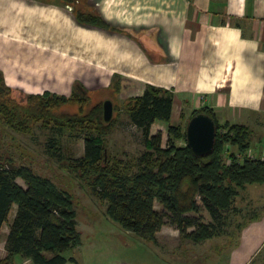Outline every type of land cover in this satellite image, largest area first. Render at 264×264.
Instances as JSON below:
<instances>
[{
  "label": "crops",
  "instance_id": "obj_1",
  "mask_svg": "<svg viewBox=\"0 0 264 264\" xmlns=\"http://www.w3.org/2000/svg\"><path fill=\"white\" fill-rule=\"evenodd\" d=\"M0 75L8 90L26 97L104 92L106 99L126 100L148 86L169 90L171 123L186 108L212 109L220 123L247 126L250 152L264 160V0H0ZM157 124L164 123L151 128ZM12 212L9 227L16 205ZM253 217L237 236L223 230L199 243L170 226L156 234L158 242L125 232L149 246L146 264H182L176 254L182 248L200 260L201 246L210 241L217 242L206 256L212 264H264V258L257 261L264 215ZM9 231L0 234V261ZM77 231L82 238L87 230L77 221ZM233 236L235 244L224 248ZM84 247L82 239L68 252L77 261L70 264H85L79 256ZM90 247L94 253L96 246ZM13 264L34 263L17 256Z\"/></svg>",
  "mask_w": 264,
  "mask_h": 264
},
{
  "label": "trees",
  "instance_id": "obj_2",
  "mask_svg": "<svg viewBox=\"0 0 264 264\" xmlns=\"http://www.w3.org/2000/svg\"><path fill=\"white\" fill-rule=\"evenodd\" d=\"M77 19L83 22L81 15ZM94 23L105 27L100 19H94ZM0 84L4 85L1 75ZM86 96H28V107L3 100L0 119L20 134L30 133L33 121H43L53 123L49 126L61 134L83 138L84 155L69 159L66 168L106 203L108 218L143 240L157 242L156 234L164 226L175 228L183 239L196 243L219 236L240 191L248 185H264V160L247 156L251 148L247 126L221 124L209 108L194 110L184 125H173V93L148 86L141 96L128 99L122 107L134 125L143 130L146 151L138 160L123 161L108 153L103 139L111 132L113 121H104L103 102L83 115L52 113L65 103L84 105ZM199 114L211 117L216 126L214 152L209 156H196L187 146V124ZM181 119H185L184 113ZM157 121L168 124L169 134L184 140L186 146L177 147L171 142L162 147V133L151 136V126ZM229 145L233 150L226 154ZM60 151L55 141L47 145L48 154L61 160ZM238 155L244 156L243 161ZM19 178L26 188L17 182ZM156 201L161 211L155 209ZM74 202V196L52 180L37 175L29 166H15L0 152V234L17 206L6 239L7 256L0 264H13L17 256L34 264L76 263L75 258L66 257L67 252L82 244ZM203 211L209 214V222H205Z\"/></svg>",
  "mask_w": 264,
  "mask_h": 264
},
{
  "label": "rangeland",
  "instance_id": "obj_3",
  "mask_svg": "<svg viewBox=\"0 0 264 264\" xmlns=\"http://www.w3.org/2000/svg\"><path fill=\"white\" fill-rule=\"evenodd\" d=\"M87 96V103L84 105H81V103H65L54 109L52 113L59 116L83 115L89 113L95 106H100L98 104L108 100L104 92H91V96ZM112 97H115V99L110 98L115 107L112 130L108 135L103 137L106 141L108 153L113 158L123 161L138 160L146 151L144 132L134 125L127 109L122 108L128 99L116 98L113 94ZM3 100L17 106H29L28 97L11 92L4 85L0 84V103ZM184 114L185 119L172 124L181 123L184 125L188 121L191 110L186 108ZM174 117L176 116L174 115ZM173 121H175V118ZM223 123H225L224 120H222L221 124ZM52 124H46L43 121H33L31 132L20 134L12 130L6 125L4 120L0 119L1 154L10 159L15 166L31 167L37 175L49 178L58 188L74 196V209L77 212L76 219L79 222V227H85L87 230L82 237L85 247L81 249L82 252L79 255L85 264H113L112 260L118 261L120 258L132 264H146L147 256H149V246L146 247V243L141 239L126 234L125 229L120 224L108 218L106 203L98 200L66 168L69 159H78L84 155L83 138L72 137L67 132L61 134L53 126H49ZM160 125L157 124L151 128V136H155L161 132L162 147H167L171 142L177 147L186 146L184 140H176L169 134L168 124L164 123ZM54 141L61 147V160L58 157L50 156L47 152V145L53 144ZM17 182L26 188L23 179L19 178ZM236 202V205H234L236 206V210L227 213L226 226L224 228L225 232H233L234 236H237L240 232L242 228L241 224L249 223L253 216L259 218L264 215V185H248L245 190H242L241 197ZM155 209L157 211L162 210V206L158 201L155 202ZM238 209H241V211H237ZM202 215L205 222L211 220L207 212L203 211ZM9 217L10 219L13 217V212L12 214L10 213ZM8 223L9 221L6 224ZM6 224L1 232L3 233V237L5 231L9 228ZM85 224L87 225L84 226ZM234 236L232 241L228 238L227 243L224 244V248H228L231 243L235 244ZM159 239H157V242ZM95 240L100 241L97 242ZM216 243V241H210L201 246V251L203 252L200 260L196 258L191 259L192 254L189 248H182L176 254L181 258L182 264H198L200 261L203 264H212L211 259L206 256L211 255L210 249H213L217 245ZM90 244L96 246L94 253L93 247H90ZM89 247L90 249H88ZM66 255H68V252ZM263 258L264 251L258 256L257 261Z\"/></svg>",
  "mask_w": 264,
  "mask_h": 264
},
{
  "label": "water",
  "instance_id": "obj_4",
  "mask_svg": "<svg viewBox=\"0 0 264 264\" xmlns=\"http://www.w3.org/2000/svg\"><path fill=\"white\" fill-rule=\"evenodd\" d=\"M114 103L108 99L103 102V118L106 123L113 119ZM187 146L196 156H209L214 152L216 126L214 120L205 114L191 118L186 128Z\"/></svg>",
  "mask_w": 264,
  "mask_h": 264
},
{
  "label": "built area",
  "instance_id": "obj_5",
  "mask_svg": "<svg viewBox=\"0 0 264 264\" xmlns=\"http://www.w3.org/2000/svg\"><path fill=\"white\" fill-rule=\"evenodd\" d=\"M68 8L71 10L72 9V7L71 6H68ZM233 150V147L232 146H227V152H226V154H228L229 153V151H232ZM248 158H250V159H255L256 158V156L252 153V152H248ZM238 158H239V161H243V158H244V156H242V155H238L237 156Z\"/></svg>",
  "mask_w": 264,
  "mask_h": 264
}]
</instances>
